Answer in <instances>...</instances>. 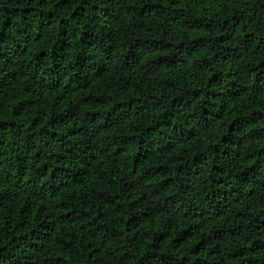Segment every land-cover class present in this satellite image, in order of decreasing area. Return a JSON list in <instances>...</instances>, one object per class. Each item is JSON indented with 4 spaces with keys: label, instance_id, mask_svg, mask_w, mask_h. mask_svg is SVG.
<instances>
[{
    "label": "trees",
    "instance_id": "1",
    "mask_svg": "<svg viewBox=\"0 0 264 264\" xmlns=\"http://www.w3.org/2000/svg\"><path fill=\"white\" fill-rule=\"evenodd\" d=\"M0 264H264V0H0Z\"/></svg>",
    "mask_w": 264,
    "mask_h": 264
}]
</instances>
